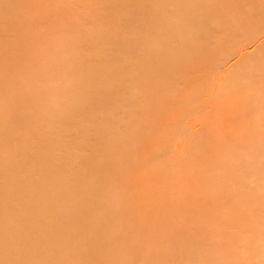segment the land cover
Returning a JSON list of instances; mask_svg holds the SVG:
<instances>
[{"label": "rangeland", "instance_id": "1", "mask_svg": "<svg viewBox=\"0 0 264 264\" xmlns=\"http://www.w3.org/2000/svg\"><path fill=\"white\" fill-rule=\"evenodd\" d=\"M0 222V264H264V0H0Z\"/></svg>", "mask_w": 264, "mask_h": 264}, {"label": "bare ground", "instance_id": "2", "mask_svg": "<svg viewBox=\"0 0 264 264\" xmlns=\"http://www.w3.org/2000/svg\"><path fill=\"white\" fill-rule=\"evenodd\" d=\"M139 1L141 2L142 7L144 9H149L151 6L154 7L160 0H139ZM193 5H195V3ZM242 7L243 8H246V9H249V10H258V8L254 5V2L253 1H251L249 3H244V5ZM254 22H255L254 19L249 18L248 24H246V25L248 26V31H250V30L252 31L253 30V34L254 35H257L258 32L256 30V26L254 25ZM251 39H253V38H251ZM136 51L140 52V54H141L140 55V57H142V63L141 64H146V65H150L151 64V59H149V58H151V55L150 54H147L146 52L142 51L140 48H137ZM134 54H136V52ZM247 72H248V75L252 76V79L248 81V84L256 85L257 86L259 84V81H258L259 72H258V70L255 67H252ZM241 89L242 90H245V88H241ZM151 99H152V96H151ZM145 153L143 154V156L145 155ZM134 154L135 153H133V155ZM107 158H111V156L109 155V156H107ZM133 160L135 161V159H133ZM84 207L85 206H83V204H79V208H78L79 212H85V211H87V209H85ZM0 226H1V222H0ZM128 226H136V224H134V225H128ZM125 232H127L129 235H132L134 233V230L133 229L126 230ZM7 240H8V243H6V244H4V246H1L0 247V252H2V251H11L12 250V247L10 245V241L13 240V237H8ZM9 254L10 253H8V255ZM15 257H17V255H11V264H19V261L22 260V259H25L27 257V254L26 255H20L19 257L22 258V259H19V258L17 259ZM5 258H7V257H5Z\"/></svg>", "mask_w": 264, "mask_h": 264}]
</instances>
